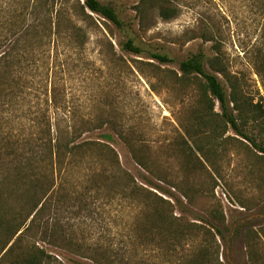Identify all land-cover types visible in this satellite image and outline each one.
I'll list each match as a JSON object with an SVG mask.
<instances>
[{"label": "rangeland", "instance_id": "374dc122", "mask_svg": "<svg viewBox=\"0 0 264 264\" xmlns=\"http://www.w3.org/2000/svg\"><path fill=\"white\" fill-rule=\"evenodd\" d=\"M99 1L114 7L128 28L117 30L91 15L93 22L83 25L87 40L82 47L62 40L56 51L51 41L45 56L21 61V98L0 109V154L8 152L6 142L20 149L22 140L34 138L33 122L41 115L52 123L58 119L61 128L73 121L81 126L82 140L110 145L122 170L139 186L167 199L182 222L210 221L222 236L203 228L186 240L170 235L160 244L137 239L141 199L125 196L119 181L101 175L108 173L109 178L114 171L106 152L94 150L76 157L72 167L65 166L68 192L74 197L88 193L79 214L72 211L63 218L70 246L50 245L39 237L29 242L44 248L52 264H191L196 257L207 264H251V259L264 264V154L229 127L214 137L208 129H198L192 111L201 80L183 84L177 79L180 62L202 56L205 70L214 74L210 64L216 59L238 84L243 99L261 104L264 112V6L260 0H172L178 10L175 18L162 20L147 6L141 21L134 11L138 0ZM12 2L0 0V37L10 36L7 30L15 20L3 8ZM128 38L143 54L120 50ZM149 53L166 55L172 63L159 65L148 59ZM218 78L228 92L225 79ZM93 120L101 121L102 129H92ZM104 133L114 141L101 140ZM246 133L260 140L254 123ZM131 152L142 157L152 173L140 168ZM89 159L101 162L87 164ZM93 173L95 180L88 177ZM143 176L167 193L144 185ZM214 210L223 212L226 229L210 218Z\"/></svg>", "mask_w": 264, "mask_h": 264}, {"label": "trees", "instance_id": "16d2710c", "mask_svg": "<svg viewBox=\"0 0 264 264\" xmlns=\"http://www.w3.org/2000/svg\"><path fill=\"white\" fill-rule=\"evenodd\" d=\"M171 2L172 0H138L134 11L142 21L147 6H150L157 10L159 18L170 20L178 13ZM260 2L263 7L264 0ZM3 10L15 21L8 27L10 36L0 37L1 110L21 98L19 74V69L22 68L21 61L27 57L45 56L49 51L45 47L49 46L51 41L56 51L57 41L62 40H67L74 48L82 47L87 40V32L83 25L93 22L91 15L101 18L117 30L125 31L128 28V24L120 19L114 7L99 0H13L11 5ZM9 22L11 23V20ZM120 50L134 56L143 54L142 48L131 38L120 44ZM148 56V59L159 65L172 63L166 55L149 53ZM216 62L214 59L210 64L214 74L205 70L202 56L197 55L178 64L179 82L186 84L191 78L201 80L197 106L192 111L195 126L198 129H208L213 137L224 135L229 127L235 135L248 141L253 148L264 154V134L262 135L264 112L261 104L254 105L243 99L238 84ZM261 71L264 77V62ZM218 75L225 79L228 92ZM55 107L54 104L53 108ZM215 107L218 108V112L214 111ZM71 122L70 126L61 128L58 119L52 123L46 114L44 117L41 115L33 122V127L37 130L35 137L22 140L20 149L14 147L10 141L6 142L8 152L0 154V263L8 260L9 264H52L54 259L44 248L35 242H29V238L32 237L50 241V245L60 242L65 249L70 246L71 240L64 235L65 231L62 229L63 218L72 211L78 215L88 193L84 191L74 197L68 192L67 185L70 180L65 166L72 167L76 157L84 158L94 150L99 151L101 155L102 152H106V162H109L114 171H111L109 178L108 173L101 175L105 179L119 181V188L123 186L121 191H126L125 196L129 193L131 198L141 199L135 221L137 239H146L145 243L160 244L166 235H170L172 240H186L191 233L196 234L203 228L207 231L209 228L214 229L217 235L222 236L219 227L213 226L210 221L204 225L182 222L181 217L174 215V208L167 199L139 186L127 171L122 170L118 157L110 145L97 140H82L78 133L81 126ZM90 122L86 124L89 125ZM91 123L94 130L102 129L104 125L99 120H93ZM249 123H254L257 127V135L260 137L257 142L252 138V134L246 133ZM52 126H55L53 133ZM100 139L111 143L114 141L108 133L100 135ZM16 146L19 144L16 143ZM131 154L140 168L152 173L142 157L134 152ZM100 162L89 159L87 164ZM88 177L91 180L96 179L94 173ZM142 179L144 185H150L163 194L167 193L144 176ZM176 202L178 204V201ZM210 218L226 229L225 217L221 210L212 211ZM260 231L264 236V228ZM250 250L252 251L251 248ZM250 262L255 264L256 259H251ZM191 264L207 263L196 257L191 260Z\"/></svg>", "mask_w": 264, "mask_h": 264}]
</instances>
